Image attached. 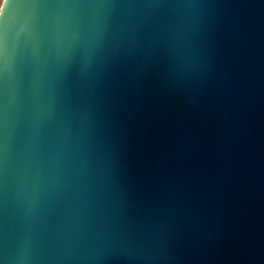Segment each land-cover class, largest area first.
Masks as SVG:
<instances>
[{"label":"water","instance_id":"95a60500","mask_svg":"<svg viewBox=\"0 0 264 264\" xmlns=\"http://www.w3.org/2000/svg\"><path fill=\"white\" fill-rule=\"evenodd\" d=\"M0 264H264V0H2Z\"/></svg>","mask_w":264,"mask_h":264},{"label":"snow or ice","instance_id":"6c2138e0","mask_svg":"<svg viewBox=\"0 0 264 264\" xmlns=\"http://www.w3.org/2000/svg\"><path fill=\"white\" fill-rule=\"evenodd\" d=\"M8 2L10 3V0H8Z\"/></svg>","mask_w":264,"mask_h":264},{"label":"rangeland","instance_id":"374dc122","mask_svg":"<svg viewBox=\"0 0 264 264\" xmlns=\"http://www.w3.org/2000/svg\"><path fill=\"white\" fill-rule=\"evenodd\" d=\"M2 1V0H1ZM0 4H1V2H0Z\"/></svg>","mask_w":264,"mask_h":264},{"label":"crops","instance_id":"0c3cea01","mask_svg":"<svg viewBox=\"0 0 264 264\" xmlns=\"http://www.w3.org/2000/svg\"><path fill=\"white\" fill-rule=\"evenodd\" d=\"M0 2H1V0H0Z\"/></svg>","mask_w":264,"mask_h":264}]
</instances>
